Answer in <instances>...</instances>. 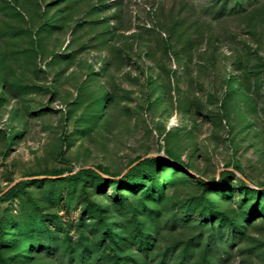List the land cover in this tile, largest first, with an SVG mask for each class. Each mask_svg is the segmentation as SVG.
I'll use <instances>...</instances> for the list:
<instances>
[{"label": "rangeland", "instance_id": "rangeland-1", "mask_svg": "<svg viewBox=\"0 0 264 264\" xmlns=\"http://www.w3.org/2000/svg\"><path fill=\"white\" fill-rule=\"evenodd\" d=\"M0 264H264V0H0Z\"/></svg>", "mask_w": 264, "mask_h": 264}, {"label": "trees", "instance_id": "trees-1", "mask_svg": "<svg viewBox=\"0 0 264 264\" xmlns=\"http://www.w3.org/2000/svg\"><path fill=\"white\" fill-rule=\"evenodd\" d=\"M170 157V156H169ZM171 158V157H170ZM139 158H137L136 160H138ZM173 159V158H172ZM149 161H151V158H145V159H142L140 160L137 165L133 166V167H130L126 173L122 174L121 176L119 175H110L111 178L116 181V182H119V181H124L126 180L133 172H135L137 170L138 167H141L147 163H149ZM235 171H237L236 168H232L231 171H226V175L228 176H231L233 178H237L236 174H235ZM79 173H90L92 175H97L99 174V169H80ZM240 180V179H239ZM242 180L244 181V178H242ZM11 192V189L8 191V193Z\"/></svg>", "mask_w": 264, "mask_h": 264}]
</instances>
